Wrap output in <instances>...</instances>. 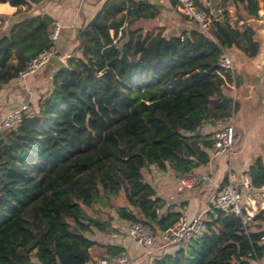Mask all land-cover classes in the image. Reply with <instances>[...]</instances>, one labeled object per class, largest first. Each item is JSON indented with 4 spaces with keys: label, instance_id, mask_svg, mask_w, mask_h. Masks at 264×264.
<instances>
[{
    "label": "trees",
    "instance_id": "trees-1",
    "mask_svg": "<svg viewBox=\"0 0 264 264\" xmlns=\"http://www.w3.org/2000/svg\"><path fill=\"white\" fill-rule=\"evenodd\" d=\"M230 1L235 19L221 7L208 32L193 27L166 36L161 28L143 29L137 20L159 10L148 0H105L77 29L74 51L36 107L22 109L16 127L0 132V264H83L95 242L87 232L107 228L113 213L155 233L176 221L180 211L172 205L159 212L165 200L142 167L194 170L209 159L213 141L214 131L201 132L202 123L235 111L231 75L217 56L222 47L254 56L260 38L246 21L245 0ZM52 20L30 14L0 33V86L52 44ZM3 21L0 14V27ZM246 172L249 186H264L261 155ZM202 218L201 232L155 257L157 264L257 261L259 234L239 214L211 204Z\"/></svg>",
    "mask_w": 264,
    "mask_h": 264
},
{
    "label": "crops",
    "instance_id": "crops-1",
    "mask_svg": "<svg viewBox=\"0 0 264 264\" xmlns=\"http://www.w3.org/2000/svg\"><path fill=\"white\" fill-rule=\"evenodd\" d=\"M105 0H30L29 3L21 5L11 4L8 1H0V14L4 15L1 33L8 30L12 22L23 16L48 13L53 21L60 24L59 32L53 41L55 52L66 60V57L74 51L77 45V29L86 24L99 10ZM155 3L159 10L153 17H141L137 23L146 28H161L166 36L179 34L180 32L198 27L197 23L183 14L172 0H148ZM212 5L220 8L221 0H211ZM223 2V1H222ZM232 3V1H231ZM228 8L231 20L235 19L234 4ZM262 7L259 2L254 4V9L248 7L249 14L246 21L253 17V13L259 14ZM260 16V15H255ZM242 22L239 19L238 23ZM250 23V22H249ZM237 49V48H236ZM239 50V49H237ZM240 51V50H239ZM78 53V51H76ZM245 56L238 53L235 58V73L241 77V81L229 85V93L237 100V106L233 112L235 138L232 166L239 181L245 211L251 214L248 221L249 230L255 235L264 232V186H244L242 181L249 164L257 155L264 159V112H251L246 104V95L242 76L239 72L241 63L239 59ZM252 57V56H250ZM39 68L25 75L17 74L9 80L2 82L0 86V116L11 107L26 102L36 107V101L40 94L50 85L51 79H41ZM259 118V121L256 119ZM225 122V119L218 121H204L201 125V132L215 131ZM226 161L224 156H212L209 152V159L194 168L206 172L209 177L201 184L192 187H185L179 183V176L182 172L174 170L167 165L164 168L157 167L150 163L142 167V175L155 189L158 196L164 198L165 202L159 209L163 212L172 205L173 209L179 210L180 214L192 216L199 211H204L212 204V194L225 174ZM113 213V210H111ZM179 214V215H180ZM128 221L118 218L114 213L110 219L109 226L103 230L92 228L87 232L88 236L95 240L89 247V259L83 264H98L100 257L116 254L110 252L104 244L119 246V252H123L126 262H109V264H146L151 257H158L163 253L171 252L175 245L165 244L160 231L154 232L150 243L142 244L135 240L127 227ZM255 250L259 254L257 259L264 264V238H257ZM251 264H257L254 259L248 260ZM239 264H246L241 262Z\"/></svg>",
    "mask_w": 264,
    "mask_h": 264
},
{
    "label": "built area",
    "instance_id": "built-area-1",
    "mask_svg": "<svg viewBox=\"0 0 264 264\" xmlns=\"http://www.w3.org/2000/svg\"><path fill=\"white\" fill-rule=\"evenodd\" d=\"M175 5L183 14L193 19L197 23L198 28L205 32H208L212 18H216L221 10L220 8L213 6L211 0H175ZM203 5L208 6L209 9L206 10ZM59 27L60 24L57 21L52 20L49 23L48 34L52 40V44L48 48L41 50L36 56L32 57L26 66L19 70L18 74L25 75L34 71L42 64L47 56L55 52L53 41L59 32ZM217 63L224 70H228L230 72L231 78L227 81V84L234 85L236 73L235 58L232 53L222 47L217 56ZM27 106L28 104L24 102L11 107L4 112L0 116V132L4 129L16 127L20 121L22 109ZM234 138L235 129L232 112L227 118H225V122L214 131L213 141L209 147V152L212 156L222 155L226 161L225 174L222 181L215 187L211 200L212 205L231 210L239 214L243 223L248 225L251 214L245 211L240 184L232 166V157L235 151ZM208 177L209 175L204 171L191 170L182 173L178 180L181 185L185 187H192L201 184ZM240 183L244 186H249L250 177L248 173L244 175ZM127 227L137 242L142 244L151 242L154 231L149 224L134 220L128 221ZM202 229V211H199L192 216L180 214L172 225L160 231V237L165 244L185 246L194 236L199 234ZM258 237L263 239L264 232H262ZM126 261V255L123 252H119L109 256L100 257L97 260V263L109 264V262L123 263ZM257 262L260 264L258 260ZM146 264H157L156 258L151 257Z\"/></svg>",
    "mask_w": 264,
    "mask_h": 264
},
{
    "label": "water",
    "instance_id": "water-1",
    "mask_svg": "<svg viewBox=\"0 0 264 264\" xmlns=\"http://www.w3.org/2000/svg\"><path fill=\"white\" fill-rule=\"evenodd\" d=\"M251 26L260 38L258 51L254 56H242L239 61V72L243 79V88L246 95V104L251 112H264V17L253 16L249 19ZM66 65V60L56 52L51 53L42 62L39 68L41 79H51L61 67ZM259 121V118L256 119ZM198 129V128H197ZM196 129V130H197Z\"/></svg>",
    "mask_w": 264,
    "mask_h": 264
},
{
    "label": "rangeland",
    "instance_id": "rangeland-1",
    "mask_svg": "<svg viewBox=\"0 0 264 264\" xmlns=\"http://www.w3.org/2000/svg\"><path fill=\"white\" fill-rule=\"evenodd\" d=\"M223 1V2H222ZM257 2H259V5L262 7V10L260 11V13L259 14H255V13H253L254 15L253 16H255V15H260V16H258V17H264V0H256ZM245 2H246V5H247V8L248 7H250V3H251V0H245ZM221 6H223V7H226V8H229V7H232L231 5H232V3H231V1L230 0H221V2L219 3ZM231 17V16H230ZM2 24H3V22H2ZM238 24H240V23H238ZM1 30H3L2 29V26L0 27V33H1ZM257 33V32H256ZM231 53H232V55L234 56V57H236V55L239 53V50H237L236 48H234L233 50H229ZM7 111V110H6ZM5 111V112H6ZM119 199V198H118ZM116 200V199H115ZM101 216H103V217H107L108 216V213L107 212H103V213H101Z\"/></svg>",
    "mask_w": 264,
    "mask_h": 264
}]
</instances>
